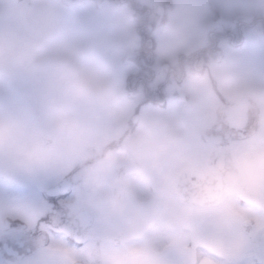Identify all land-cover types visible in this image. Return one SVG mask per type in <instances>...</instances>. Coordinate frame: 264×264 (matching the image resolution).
<instances>
[{
  "label": "flooded vegetation",
  "instance_id": "obj_1",
  "mask_svg": "<svg viewBox=\"0 0 264 264\" xmlns=\"http://www.w3.org/2000/svg\"><path fill=\"white\" fill-rule=\"evenodd\" d=\"M40 1L10 3L16 11L6 13L0 30L3 88L10 87L16 73L34 79L36 86L42 82V26L30 21L31 8L41 9ZM65 2L69 13L91 3L101 10L108 7L123 44L99 49L93 56L75 49L67 59L70 95L86 102L83 119L97 124L84 121L77 127L76 116L69 130L61 136L54 132L52 139L43 136L39 124L44 153L39 149L34 168L19 169L24 174L17 173L16 179L8 173L10 148L0 141V240L23 237L30 243L26 255L0 249V264H167L170 244L154 236L153 220L139 216L133 193L140 176L148 187L154 186L150 174L156 170L149 153L169 148L160 135L185 138L196 158L203 159H188L172 170L169 189L177 192L182 206L198 210L236 200L239 206L264 210L262 196L250 193L264 190L230 189L228 183L239 168L254 181L264 178V13L251 12L247 5L225 12L206 1L208 12L186 33L171 30L177 12L170 0ZM94 69L102 76L94 77ZM101 104L106 114L100 124L96 118ZM64 145L72 146L70 156ZM171 160L163 163L165 170L175 165ZM101 172L105 180L100 183L111 186L108 194L96 188L94 179ZM44 173L54 178L47 188L39 181ZM212 175L225 181L220 200L195 205L180 199L182 177L203 181ZM27 177L36 189L19 181ZM65 180L71 190L62 202L64 223L55 216L39 223L48 211L44 195ZM242 226L251 236L253 227L244 221ZM259 261L264 264V254Z\"/></svg>",
  "mask_w": 264,
  "mask_h": 264
},
{
  "label": "rangeland",
  "instance_id": "obj_2",
  "mask_svg": "<svg viewBox=\"0 0 264 264\" xmlns=\"http://www.w3.org/2000/svg\"><path fill=\"white\" fill-rule=\"evenodd\" d=\"M12 1L0 0V30L4 27L6 13L16 11L9 7ZM206 1L219 5L225 12L241 8L239 5H247L251 12L264 13V0H170L177 12V19L171 30H174V27L175 30H184L186 33L195 30L205 12H208ZM39 4L41 9H36L35 6L31 8L30 21L42 26V82L36 86L34 79L22 78L17 75L20 73H16L9 88L0 85V141L10 148L8 173L12 179H16L18 174H24V171L19 169L34 168L32 160L39 156V149L44 153L38 141L41 134L39 124L43 125V136L50 139L54 132L59 131L61 136L69 130L76 116H79L77 127L84 121L87 124H97L95 120L83 119L84 115H88V111L84 110L88 107L86 102L73 98L70 95L72 91L66 86L69 76L68 57L75 49L81 54L87 52L93 56L99 49H118L123 44L120 40L121 34L115 30V17L107 10L108 7L101 10L98 4L91 3L69 13L65 0L58 4L53 0H42ZM56 56L58 59L54 60ZM102 73L97 69L92 70L94 77H100ZM105 114L106 108L101 104L96 118L100 124ZM76 129L81 131V128ZM155 137L157 138V135ZM159 138L169 148L166 153L160 151L161 148H155L154 154L149 153V161L155 164L156 170L154 174H150L154 186L148 187L140 176L139 180L134 181L137 194L132 190L131 192L137 198L139 216H144L145 220H153L154 226L157 227L154 229V236L159 242L170 244L164 257L165 262L260 264L259 257L264 254V210L239 206L236 200L223 201L221 206L198 210L182 206L177 200V192H171L169 189L172 170L182 166L184 161L196 158L197 152L191 149L188 140L176 136L175 133L164 137L160 135ZM62 139L63 137H60V140ZM71 150L72 146H65L67 156L71 155ZM162 157L167 159L163 160ZM172 158L176 160L175 165L171 169L166 167L165 170L163 163L171 162ZM25 162L28 163L26 167ZM246 171L239 168L231 175L228 180L229 188L264 190V178L254 181ZM103 176L104 172H101L94 179L97 182L96 188L108 194L112 191L111 186L105 184L106 182L100 183V180H105ZM24 180L26 185H31L28 177L19 179L22 182ZM39 181L43 188H47L54 178L44 173ZM174 182L175 180L173 184ZM31 188L36 189V185H31ZM152 188L153 192L147 191ZM250 193L262 196L264 202V191ZM109 201L107 198V203ZM242 221L253 227L251 236L242 226Z\"/></svg>",
  "mask_w": 264,
  "mask_h": 264
},
{
  "label": "water",
  "instance_id": "obj_3",
  "mask_svg": "<svg viewBox=\"0 0 264 264\" xmlns=\"http://www.w3.org/2000/svg\"><path fill=\"white\" fill-rule=\"evenodd\" d=\"M180 184L182 187V192H179L180 199L195 205L216 202L225 194V181L222 175H212L203 181H187L185 177H182ZM52 190L70 192L71 182L69 180L62 181L51 187L48 192Z\"/></svg>",
  "mask_w": 264,
  "mask_h": 264
},
{
  "label": "snow or ice",
  "instance_id": "obj_4",
  "mask_svg": "<svg viewBox=\"0 0 264 264\" xmlns=\"http://www.w3.org/2000/svg\"><path fill=\"white\" fill-rule=\"evenodd\" d=\"M67 196V192L56 190L47 192L43 197V204L48 211L39 218V223H49L51 218L55 216L59 223L63 224L64 220L61 215L62 202L67 199ZM12 227H15V225ZM6 248L13 249L18 255H26L30 250V243L23 237H6L0 240V249Z\"/></svg>",
  "mask_w": 264,
  "mask_h": 264
},
{
  "label": "clouds",
  "instance_id": "obj_5",
  "mask_svg": "<svg viewBox=\"0 0 264 264\" xmlns=\"http://www.w3.org/2000/svg\"><path fill=\"white\" fill-rule=\"evenodd\" d=\"M84 87V85H81V88H83Z\"/></svg>",
  "mask_w": 264,
  "mask_h": 264
}]
</instances>
